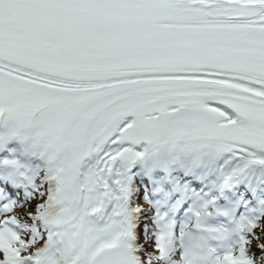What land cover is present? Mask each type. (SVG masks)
Masks as SVG:
<instances>
[{"label":"snow or ice","instance_id":"obj_1","mask_svg":"<svg viewBox=\"0 0 264 264\" xmlns=\"http://www.w3.org/2000/svg\"><path fill=\"white\" fill-rule=\"evenodd\" d=\"M0 264H264V0H0Z\"/></svg>","mask_w":264,"mask_h":264}]
</instances>
